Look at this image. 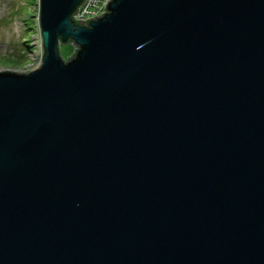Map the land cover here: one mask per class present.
<instances>
[{
  "label": "water",
  "instance_id": "obj_1",
  "mask_svg": "<svg viewBox=\"0 0 264 264\" xmlns=\"http://www.w3.org/2000/svg\"><path fill=\"white\" fill-rule=\"evenodd\" d=\"M84 1L0 72V264H264V0Z\"/></svg>",
  "mask_w": 264,
  "mask_h": 264
},
{
  "label": "rangeland",
  "instance_id": "obj_2",
  "mask_svg": "<svg viewBox=\"0 0 264 264\" xmlns=\"http://www.w3.org/2000/svg\"><path fill=\"white\" fill-rule=\"evenodd\" d=\"M38 15L39 0H0V72L26 74L39 67L42 46ZM27 40L26 49L23 42ZM73 53L72 44L60 47L64 61Z\"/></svg>",
  "mask_w": 264,
  "mask_h": 264
},
{
  "label": "built area",
  "instance_id": "obj_3",
  "mask_svg": "<svg viewBox=\"0 0 264 264\" xmlns=\"http://www.w3.org/2000/svg\"><path fill=\"white\" fill-rule=\"evenodd\" d=\"M110 2L111 0H85L79 7L77 13L73 16V19L75 21H80L78 22L79 25L86 26L88 23H82V21H94L103 17L104 14L107 13V9L104 8L106 4Z\"/></svg>",
  "mask_w": 264,
  "mask_h": 264
},
{
  "label": "trees",
  "instance_id": "obj_4",
  "mask_svg": "<svg viewBox=\"0 0 264 264\" xmlns=\"http://www.w3.org/2000/svg\"><path fill=\"white\" fill-rule=\"evenodd\" d=\"M28 42H29L28 40L25 41V42H23V43H24V47H25L26 49L29 47V46H28V45H29Z\"/></svg>",
  "mask_w": 264,
  "mask_h": 264
}]
</instances>
